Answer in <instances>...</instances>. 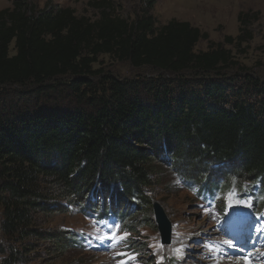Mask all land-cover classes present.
Here are the masks:
<instances>
[{"label":"trees","instance_id":"16d2710c","mask_svg":"<svg viewBox=\"0 0 264 264\" xmlns=\"http://www.w3.org/2000/svg\"><path fill=\"white\" fill-rule=\"evenodd\" d=\"M156 2L142 0L132 21L109 0L89 2L96 20L53 2L38 9L16 0L0 9V264L73 245L39 229L36 210L48 215L60 197L52 185L89 190L78 205L98 201L94 212L106 209L107 198L117 206L137 201L147 214L138 213L141 225H153L148 191L161 185L165 158L235 167L240 183L259 182L264 196V80L244 67L231 74L238 62L221 43L196 51L209 34L188 21L157 27ZM248 19L239 15L241 24ZM226 38L242 44L251 34ZM101 55L157 73L102 75L93 70ZM211 171L208 186H230V174ZM118 214L124 220L122 208ZM133 220L124 221L127 229Z\"/></svg>","mask_w":264,"mask_h":264},{"label":"rangeland","instance_id":"374dc122","mask_svg":"<svg viewBox=\"0 0 264 264\" xmlns=\"http://www.w3.org/2000/svg\"><path fill=\"white\" fill-rule=\"evenodd\" d=\"M14 1L16 0H0V9L12 8ZM21 1L38 9L44 8L48 2L70 6L78 16L91 20H96L100 16V12L89 4L94 0ZM109 2L117 15L129 21L140 18L143 12L142 0H109ZM242 13L249 15L248 25L241 24L239 21V15ZM152 14L157 27L171 19L190 22L209 34V39H201L197 43L196 51L209 50L211 42L221 43L223 47L231 50L233 59L238 62V65L232 68L231 74L234 75L244 67L247 73L264 80V0H157ZM242 29L248 31L251 38L242 44L237 41L229 43L226 37L232 36L235 39ZM11 51L14 54V44L11 45ZM93 70H101L102 75L111 74L120 79L157 73L148 67L137 69L127 61H117L108 55L99 56ZM159 164L160 169L156 176L160 177L161 185L148 191V195L152 200L161 202L169 216L173 226L171 244H161L153 208H146V212L152 211L150 217L153 225L137 224L142 216L147 215L140 212L144 208L139 207L140 204L137 201L135 202L137 205L132 201L129 204L122 203L123 198L119 196L121 199L119 198L118 201L122 203L121 208L125 215L124 221L134 219L133 229L122 231L129 234L126 244L130 243L131 247L117 245L105 249L104 247L110 243L108 239L110 235L106 232L105 225L98 224L93 220V215L87 213L90 211L92 214L95 211L98 201L87 202L82 207L78 205V200L83 196L88 198L89 190L66 191L64 188L52 185L51 187L57 189L60 197L50 200L51 208L48 215L42 210H36L37 220L39 219L40 223L39 229L43 234H58L68 239L73 245L63 252L52 254H46L45 247L32 249L20 264H116L128 255L131 249L136 254L134 260L137 261L132 264H169L171 262L174 264H228L230 259L236 257H243V263L248 264L249 256V264L254 263L251 257L255 260L254 264H264L263 223L260 222L254 226L243 223L242 232L233 235L225 231L223 220H220L225 214L218 205L219 201L227 205V218L232 215L248 217L251 213L254 219L258 216L256 208L261 212L264 210L256 204L257 201L254 203L255 199L248 194L249 190L242 188L244 185L240 181L244 178L236 176L235 167L229 165L219 169L207 165L204 167L202 163L177 157L165 158ZM209 170H212L210 177L230 174L232 177L230 186L218 191L211 198H205L204 195H200L201 192H195L198 195L194 194L193 190L198 189H191L195 188L193 183L202 181ZM113 182L115 186L116 183ZM253 204L256 205L255 209ZM216 205L218 208H215ZM138 213L142 216L139 217ZM106 226L111 227L110 224ZM78 235L82 236L84 241L80 240ZM38 241L45 243L52 240L43 238ZM121 253L124 255H120Z\"/></svg>","mask_w":264,"mask_h":264},{"label":"water","instance_id":"95a60500","mask_svg":"<svg viewBox=\"0 0 264 264\" xmlns=\"http://www.w3.org/2000/svg\"><path fill=\"white\" fill-rule=\"evenodd\" d=\"M152 204L153 215L158 231L160 232L161 242L162 244H170L172 241V223L161 202L153 200Z\"/></svg>","mask_w":264,"mask_h":264},{"label":"snow or ice","instance_id":"6c2138e0","mask_svg":"<svg viewBox=\"0 0 264 264\" xmlns=\"http://www.w3.org/2000/svg\"><path fill=\"white\" fill-rule=\"evenodd\" d=\"M117 232H119V228H118V227H117ZM128 235H129V234L125 232V233H123V234H121V235L119 236V239H117V234H116V233H113V234H111V235L108 237V239L116 240V242L119 243V242L125 240V239L127 238ZM225 243H229V242H228V241H225ZM120 255H124V254L121 253ZM122 264H123V262H122Z\"/></svg>","mask_w":264,"mask_h":264},{"label":"bare ground","instance_id":"6f19581e","mask_svg":"<svg viewBox=\"0 0 264 264\" xmlns=\"http://www.w3.org/2000/svg\"><path fill=\"white\" fill-rule=\"evenodd\" d=\"M243 258V257H242ZM242 258H240V257H236L235 259H230L229 261H228V264H244L243 262V260L244 259H242ZM245 258H246V256H245ZM247 260H248V264H249V257L247 258ZM222 263H223V261H221ZM221 264V263H220ZM224 264V263H223Z\"/></svg>","mask_w":264,"mask_h":264}]
</instances>
